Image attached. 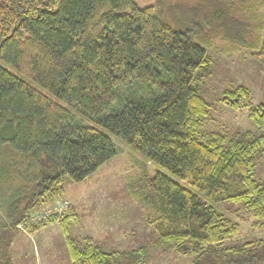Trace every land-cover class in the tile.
<instances>
[{
	"label": "trees",
	"instance_id": "trees-1",
	"mask_svg": "<svg viewBox=\"0 0 264 264\" xmlns=\"http://www.w3.org/2000/svg\"><path fill=\"white\" fill-rule=\"evenodd\" d=\"M264 0H0V264L11 243L57 222L70 264H144L146 249H101L72 237L70 204L31 223L39 205L61 197L114 157L115 135L155 170L126 183L129 197L156 213L157 248L174 246L192 264H264V238L230 245L239 224L215 204L238 205L264 227V105L244 85L222 92L247 110L257 134L202 130L209 111L198 93L212 64L207 48L264 53ZM59 101V102H58ZM12 155L9 163L4 152Z\"/></svg>",
	"mask_w": 264,
	"mask_h": 264
},
{
	"label": "rangeland",
	"instance_id": "rangeland-1",
	"mask_svg": "<svg viewBox=\"0 0 264 264\" xmlns=\"http://www.w3.org/2000/svg\"><path fill=\"white\" fill-rule=\"evenodd\" d=\"M136 1L144 6L154 0ZM259 13H264V7L259 8ZM261 34L264 35V28ZM224 43L223 40L213 39V46L206 50L212 58V64L199 73L203 79L198 85V93L209 105L201 129L228 135H242L244 132L257 134L259 131L247 117V110H232L221 101V97L225 89L244 85L253 95V104L264 105V53L260 49L250 50L243 47L224 53L221 51ZM104 133L117 146L116 155L85 181H66L62 196L39 205L30 213L28 221L34 223L54 215L38 221L31 220L35 214L50 208L59 200H64L67 206L72 204L75 207L78 215L77 222L70 227L72 237L90 236L104 251H129L142 245L146 249L144 264H192V256L176 253L174 246L155 247L156 213L147 205L132 200L126 183L136 178L144 167L150 176L155 170L160 171L198 195L201 194L184 181L147 161L115 135L105 131ZM2 157L9 163L12 155L5 151ZM254 177L264 182V153L257 162ZM214 206L217 211L239 224L238 233L227 241L228 244L264 238V227L253 225L255 219L251 216L241 218L236 213L240 210L238 205L217 203ZM1 218L0 212V222ZM19 229L10 248L13 264H70L57 222L47 224L34 233L28 232L23 225H19Z\"/></svg>",
	"mask_w": 264,
	"mask_h": 264
},
{
	"label": "built area",
	"instance_id": "built-area-1",
	"mask_svg": "<svg viewBox=\"0 0 264 264\" xmlns=\"http://www.w3.org/2000/svg\"><path fill=\"white\" fill-rule=\"evenodd\" d=\"M67 202H65L64 200H59L56 203H54L53 206H51L50 208L43 210L40 213L35 214L31 220L32 221H38L41 220L47 216H50L52 214H61L64 213L67 209Z\"/></svg>",
	"mask_w": 264,
	"mask_h": 264
},
{
	"label": "crops",
	"instance_id": "crops-1",
	"mask_svg": "<svg viewBox=\"0 0 264 264\" xmlns=\"http://www.w3.org/2000/svg\"><path fill=\"white\" fill-rule=\"evenodd\" d=\"M11 257H12V253H11ZM12 262H13V257H12Z\"/></svg>",
	"mask_w": 264,
	"mask_h": 264
}]
</instances>
